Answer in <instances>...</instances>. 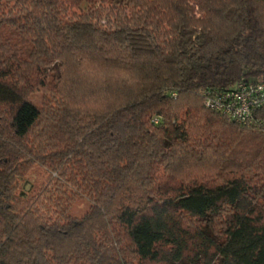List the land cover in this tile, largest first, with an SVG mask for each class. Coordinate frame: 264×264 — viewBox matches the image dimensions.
I'll return each mask as SVG.
<instances>
[{"label": "trees", "instance_id": "16d2710c", "mask_svg": "<svg viewBox=\"0 0 264 264\" xmlns=\"http://www.w3.org/2000/svg\"><path fill=\"white\" fill-rule=\"evenodd\" d=\"M241 78L264 0H0V264H264V107L204 104Z\"/></svg>", "mask_w": 264, "mask_h": 264}, {"label": "built area", "instance_id": "2783aa9c", "mask_svg": "<svg viewBox=\"0 0 264 264\" xmlns=\"http://www.w3.org/2000/svg\"><path fill=\"white\" fill-rule=\"evenodd\" d=\"M207 108L243 124H257L254 112L264 107V81L241 78L225 88L204 93Z\"/></svg>", "mask_w": 264, "mask_h": 264}, {"label": "rangeland", "instance_id": "374dc122", "mask_svg": "<svg viewBox=\"0 0 264 264\" xmlns=\"http://www.w3.org/2000/svg\"><path fill=\"white\" fill-rule=\"evenodd\" d=\"M31 100L35 102H39L41 100V94H34L30 98ZM43 173L42 171L38 168L35 169L29 176L28 178L33 181V183L36 182H41L43 179ZM25 188H28V185H26ZM89 205L90 202L86 198H79L77 200H74L71 204L70 208V213L74 216H81L85 212L89 210Z\"/></svg>", "mask_w": 264, "mask_h": 264}]
</instances>
